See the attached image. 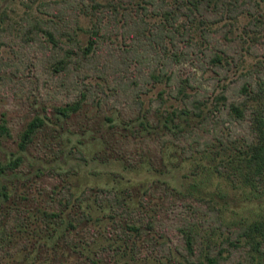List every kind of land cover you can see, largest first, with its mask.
Here are the masks:
<instances>
[{
  "label": "rangeland",
  "instance_id": "374dc122",
  "mask_svg": "<svg viewBox=\"0 0 264 264\" xmlns=\"http://www.w3.org/2000/svg\"><path fill=\"white\" fill-rule=\"evenodd\" d=\"M222 2L228 28L230 10L236 4L248 6V0ZM3 13L0 168L19 163L12 171L0 170L7 195L0 194V264H205L207 255L218 257L220 264H245L249 253L238 235L264 196L250 202L248 189L230 183L207 161L213 167L212 157L246 136V120L238 123L218 114L208 136L197 135L193 121L166 129L160 116L181 105L159 82L145 86L134 103L94 89L93 103L60 117L55 108L78 100L79 93L61 87L48 71L41 34L33 43L23 35L28 14L38 16L35 6L0 0ZM252 20L263 24L246 29ZM80 25L86 28L88 21L82 18ZM230 29V38L239 42L241 37L245 47L256 48L245 51L223 84L243 82L242 72L246 78L264 75V1L253 17L239 16ZM121 42L114 44L130 45ZM145 44L140 43V53ZM146 56L150 61L155 54ZM195 66L182 65L180 73L206 84L213 74L201 75ZM129 70L136 74L135 62H129ZM35 117L44 125L22 150L21 135ZM207 138L211 148L198 151V143L203 148Z\"/></svg>",
  "mask_w": 264,
  "mask_h": 264
},
{
  "label": "trees",
  "instance_id": "16d2710c",
  "mask_svg": "<svg viewBox=\"0 0 264 264\" xmlns=\"http://www.w3.org/2000/svg\"><path fill=\"white\" fill-rule=\"evenodd\" d=\"M24 1L28 7L35 6V12L41 18L28 14L23 35L33 43L41 34L44 40L41 48L48 71L58 77L61 87L75 88L79 93L78 100L55 108L58 116L68 118L84 103H93L91 93L95 90L105 97L107 93L104 90L116 97L124 95V99L134 103L139 101L145 86L163 83L169 89V95L181 105L160 116L166 129H177L182 120L193 121L196 134L202 132L208 136L211 119L218 114L238 123L246 120V136L230 141L223 155L217 153L218 156L212 157L208 152L214 164L213 167L208 161L207 164L226 176L230 183L248 189L250 202L262 199L264 75L246 78L242 72L240 79L243 82L223 83L227 80V73L243 62L245 54H248L245 51L256 48L253 44L245 47L247 44L241 37L239 42L229 37L232 22L242 15L253 17V10L260 8L264 0H248V6L236 4L235 9L229 12L228 28L223 23L222 0H108L104 3L61 0V5L42 0ZM82 18L88 21L86 28L80 25ZM6 19L4 13L0 14V23ZM258 24L263 23L252 20L246 24V29ZM119 39L121 43L130 44L129 47L115 46ZM143 40L146 44L140 53ZM148 51L155 54L150 61L146 58ZM129 62H135L136 74L130 72ZM145 62H149L150 67L147 72H144ZM185 64L196 65L201 75L210 72L213 77L206 84L194 77H183L180 69ZM89 79L92 81L87 82ZM127 91H132L129 98L125 95ZM158 95L162 97L163 91ZM101 103V100L96 102L98 106ZM43 125L44 121L38 117L29 122L21 135L22 150ZM210 140L207 138L203 148L198 143V151L210 149ZM217 141L225 143L219 138ZM18 163L19 160L14 161L0 170L12 171ZM190 188L196 189L194 186ZM0 194L7 198L1 186ZM257 207L255 215L242 225L238 235V240L249 253L245 264H264V204L259 203ZM204 259L205 264H220L216 256L207 255Z\"/></svg>",
  "mask_w": 264,
  "mask_h": 264
}]
</instances>
